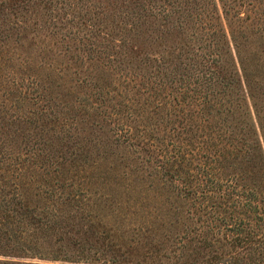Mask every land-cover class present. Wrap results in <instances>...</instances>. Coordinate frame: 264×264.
Segmentation results:
<instances>
[{"label":"trees","instance_id":"obj_1","mask_svg":"<svg viewBox=\"0 0 264 264\" xmlns=\"http://www.w3.org/2000/svg\"><path fill=\"white\" fill-rule=\"evenodd\" d=\"M30 1L0 0V105L14 107L0 134V264H264V0H120V48L145 31H173L179 42L163 40L154 65L127 63L113 82L84 73L78 81L94 98L82 93L65 107L100 110L91 119L127 154L123 170H110L129 180L121 194L138 196L131 200L90 181L105 153L87 162L65 137L47 147L49 131L66 135L78 120L54 114L56 97L38 75L28 74L27 94L11 93L22 85L7 70L8 30L22 26L17 13ZM103 29L100 43L79 29L50 36L94 44L104 69L142 53L139 44L114 52ZM76 50L83 59L85 46ZM54 58L38 61L46 77L62 71ZM31 99L35 111L21 119L19 103ZM149 120L163 121L161 133Z\"/></svg>","mask_w":264,"mask_h":264},{"label":"rangeland","instance_id":"obj_2","mask_svg":"<svg viewBox=\"0 0 264 264\" xmlns=\"http://www.w3.org/2000/svg\"><path fill=\"white\" fill-rule=\"evenodd\" d=\"M31 1L30 5L26 6V8L28 9L27 11L20 10L17 13L20 20H25L24 22H21L22 26L15 27L16 29L10 28V30H8L10 37L7 41L6 49L7 54L13 56L14 60L11 62H7L6 65H9V68L7 70L12 71L15 75L16 80L19 78L18 80L20 81V85H22L21 88L16 85V89L11 93L15 95L14 98H16L19 91L27 94L31 89L28 88V83L31 81V78L28 77V74L38 75L41 86L44 87L52 97H56V99L54 100L55 107L54 109L52 108L54 114L65 117L69 120H78L71 126H69V131L66 135H57L56 131H49V133L46 134L47 147L52 146L54 150L58 149L57 147L60 142V137H65V141L67 142L66 144L72 146L70 150H73V148H78L79 158H86L87 162H89L91 158L95 157L96 153H100L101 155L105 153L108 156V159L103 161L102 164H100V161L96 162V164L93 166V169H95V173L90 181L94 183L95 186L97 185V187H99L100 183L103 182L104 184H102V186L111 188L112 191L110 196L114 200H131V198H137L138 196L134 197L132 195L126 196L125 194H121L122 186H124V183L130 182L129 180L124 179L120 173L117 174L110 170V168L114 166L123 170L122 162L126 160H122V158L127 156V154L121 147L116 148L111 143L112 132L108 130V125L105 126L106 124H104V121L99 120V117L94 120L91 119L92 114H98L100 110L97 109L96 112L89 110L87 116L83 114L84 110H82L81 108H77L74 114V112L72 111L73 108L70 111V109L66 108L65 106H69L70 103H72L70 99L75 98L77 100L80 97L83 98L82 93L92 94L93 89L85 86L83 83H80L78 81L82 78L84 73L85 75L92 76V79L96 77L97 79L92 80V82L97 81L99 85H101V83L103 84L106 80H110L113 82L114 78H117V71L120 67H125L127 63H129L130 66L136 65L144 68L145 65L142 62H144L146 59L148 63L154 65L155 62L153 60L157 55V52H159L162 41L167 40L166 42L168 44H171L172 38L178 39V42L179 38L175 37L176 33L173 31L169 32L168 34L164 32H162L161 34L159 31H156L154 33L151 31H147V33H145V31L138 41H135V39L127 40L126 48H120L118 46L119 42L117 40L119 37L116 36V34L122 35L123 31L122 33L119 31L117 32V28H114L113 31L112 24V21L116 19L117 7L120 3V0H47L46 2H42V0H34L35 3L37 2L41 4H31ZM105 26L107 27V29H103V27ZM124 27L127 28V25H124ZM73 29L82 30L79 34L81 38H84V34H86V36L94 35L95 37H90V39L92 40V42H95L96 40L97 43H100L99 38L96 39L98 31H101L102 29L104 31L106 30L113 36V39H111L113 41L111 43L109 42V44L114 45L112 48L114 52L123 54L127 51V49L130 50V48H134V50H138L139 48H141L142 53H139V56L135 59L130 57L122 58L120 60V65L119 63H112V66L114 67L113 69L109 67L105 69L100 68L101 63L99 64L98 61L95 60L98 53L94 44L89 45L88 43L84 42V39H82V42L84 43H78L77 40H71V35L67 37L68 40L58 39L60 37L59 35L50 36V32H54V30H63V33H65L66 30L70 31ZM162 29L164 28L160 27V30ZM56 39L57 43L54 42ZM134 44H139L138 49L133 46ZM81 46L82 48L84 46L86 48V54L83 59L80 56L76 55L78 54L76 48H81ZM109 49L110 48H107V50ZM4 55L6 54L4 53ZM53 56L56 57L54 58V60L57 63L60 62L62 64V71L59 73V75L54 74L56 77H46V72L50 71L40 69L37 64L40 58L43 57V59H46ZM86 56L92 58V60H88V63L84 60ZM139 58L142 59L140 60L141 62L138 61ZM74 62H77L78 64L77 69L74 67ZM79 70H81L83 73H80ZM70 79L72 81H70ZM112 82L110 86L114 85V83ZM90 94H88L89 100L94 98V96H90ZM128 95L129 97H131L130 93H128ZM12 100L14 101V104H16V102L18 103L17 99ZM32 103V99L30 101L26 100L23 103H19L23 104L21 110V119H27L26 117L31 118L32 115L27 114L26 110L35 111ZM136 104L137 103H134L133 106H136ZM8 106L9 105H7L6 108ZM36 106H38L37 103ZM6 108H4V112H2V108L0 105V134L1 126L8 122L7 118H9L8 115L12 113L11 110L14 112L13 106L9 107L7 110ZM18 113L20 112L18 111ZM124 114H126V112H124ZM80 120L82 121L81 123H79ZM149 121L155 122L157 124L155 127V131L151 130V133H161V130L163 128V121ZM90 122L93 123V125ZM98 123L103 124V127L100 131L98 130V126L96 127ZM19 126H21L22 128L18 131H21L23 135L22 137H24L25 132L28 131V124L21 122ZM66 136L70 138H66ZM98 140H101L102 144H97L99 143ZM103 144H105L106 147H103ZM101 172H107L105 173L104 179L98 176V174H100ZM134 183H136V181H133L131 184ZM115 192H118V194H116Z\"/></svg>","mask_w":264,"mask_h":264}]
</instances>
